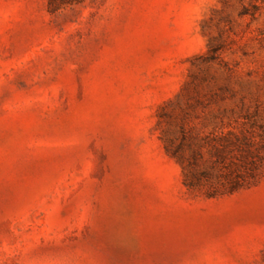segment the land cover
Segmentation results:
<instances>
[{
	"label": "rangeland",
	"instance_id": "1",
	"mask_svg": "<svg viewBox=\"0 0 264 264\" xmlns=\"http://www.w3.org/2000/svg\"><path fill=\"white\" fill-rule=\"evenodd\" d=\"M0 264H264V0H0Z\"/></svg>",
	"mask_w": 264,
	"mask_h": 264
}]
</instances>
